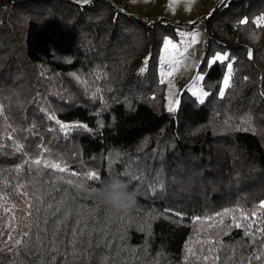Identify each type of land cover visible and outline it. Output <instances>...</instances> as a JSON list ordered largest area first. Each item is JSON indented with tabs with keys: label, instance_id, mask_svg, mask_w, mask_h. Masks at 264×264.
<instances>
[{
	"label": "trees",
	"instance_id": "16d2710c",
	"mask_svg": "<svg viewBox=\"0 0 264 264\" xmlns=\"http://www.w3.org/2000/svg\"><path fill=\"white\" fill-rule=\"evenodd\" d=\"M261 15L264 0H219L190 23L141 19L113 0H0V264H264ZM200 24L203 62L229 60L200 68L203 103L183 89L170 112L162 43ZM57 120L87 128L66 136ZM111 177L139 192L120 217L90 194ZM236 208L248 218L216 215Z\"/></svg>",
	"mask_w": 264,
	"mask_h": 264
},
{
	"label": "rangeland",
	"instance_id": "374dc122",
	"mask_svg": "<svg viewBox=\"0 0 264 264\" xmlns=\"http://www.w3.org/2000/svg\"><path fill=\"white\" fill-rule=\"evenodd\" d=\"M78 1V0H77ZM116 4L127 6L129 11L133 14L139 16L141 19H153V18H169L172 21H183L185 23H190L196 16L210 11L213 6L219 0H195L191 10H187V0H175V7L170 8L169 4L173 3V0H113ZM79 2L83 3L82 0ZM12 5H8V10L10 11ZM172 21L170 23H172ZM201 25V24H200ZM196 25L192 28L184 27L178 29V36L176 38L171 36H166L165 39H171L174 43L179 45V51L175 53L176 60L179 63L173 64L171 62L172 56L166 53L162 43L160 52V66H159V76L166 85V109L168 110L169 105L177 107L176 101H179V94L183 89L189 91L192 95L198 90L202 89L205 91L201 85V80L198 78L204 75L203 69L206 65H210V61L213 55H209L205 58V63L203 62V38L202 31L197 28ZM198 35L196 41H193L192 37ZM164 39V40H165ZM164 42V41H163ZM185 47L187 51H184ZM221 54H227L226 52H217ZM203 64L202 67L200 65ZM206 64V65H205ZM173 68L176 70L172 72L169 76L168 72L172 71ZM39 71L42 72L41 68ZM228 75V70H226L225 76ZM224 76V77H225ZM224 80V79H223ZM223 88V82H222ZM206 92V91H205ZM198 100L201 97L194 95ZM206 97H203L204 100ZM55 117V116H54ZM56 119V117H55ZM67 124L70 130L64 133L66 136L69 135L71 131L77 129L76 122H61Z\"/></svg>",
	"mask_w": 264,
	"mask_h": 264
},
{
	"label": "snow or ice",
	"instance_id": "6c2138e0",
	"mask_svg": "<svg viewBox=\"0 0 264 264\" xmlns=\"http://www.w3.org/2000/svg\"><path fill=\"white\" fill-rule=\"evenodd\" d=\"M78 2H79V0H78ZM82 2H83L84 4H88V3H90V0H82ZM133 2H135V0H133ZM194 3H195V0H187V5H186L187 10L190 11ZM169 7H170V8H174V7H175V0H173V3H170V4H169ZM239 23H240V24H248L249 21L245 18V19H241V20L239 21ZM254 23H255V25H257V26H264V15H261V16L257 17V18L254 20ZM198 35H199V34H197L196 36H193V37H192L193 41H196V40H197ZM163 46H164V50H165L166 53L169 52V49L172 50V52L169 53V54L172 56V60H171V62H172L173 64L179 63V61L176 60V55H175V53H177V52L179 51V45L176 44V43H174L171 39H165L164 42H163ZM184 51H187V48H186V47H185ZM248 56H249V59L252 58V52H251V50H249V52H248ZM228 60H229V56H228L227 54L215 53L214 56L212 57L210 63H211V64H215V63H217L218 61L223 62V61H228ZM226 67H227V70H228V75H226V76L224 77V80H223V88H221L220 91H219V95H220L221 97L224 96V94H225V89H227V88L230 86V80H231V75H232V71H233V69H232V64H231L230 62L226 65ZM175 70H176V69L173 68L172 71L168 72V75L171 76V75H172V72L175 71ZM141 71H144V69H141ZM198 79H199V80H203L204 78H203V76H200ZM245 79H247V78H245ZM194 95H198L199 97H201L200 102L203 103V99H202V98L208 96V93L205 92V91H203L202 89H200V90H198L196 93H194ZM175 103H176V105L178 106L179 101H176ZM168 110H169L170 112L176 111V107H173V106L170 104ZM51 118H52V119H55L54 116H52ZM56 122H57L58 124H60V128H61L62 130H64L65 132H67V131L70 130V127H71V126H69V125H67V124H63V123H61V122L58 121V120H57ZM226 123H227V122H226ZM76 127H84V128H87L86 125H76ZM41 163H42V159H41V158H37V159H35L34 161H32V164H34L35 166H40ZM43 165H44V167H47V168H50V169L58 170V171L61 172V173L67 171L66 167L61 166L60 163L49 162V161L44 160V161H43ZM71 175L75 176L76 174H75V173H72ZM61 179H63V178L61 177ZM86 179H88V180H97V179H99V177L97 176V174H96L95 172H90V173H88ZM64 182H65L66 184H68V185L74 187V188L77 190V193H79L81 190H83V189L85 188V185H84L83 183H74L73 180H71V179L65 180ZM90 194L93 195L92 192H90ZM37 203H43V200H41L39 197H37ZM64 203H65V201H64L63 199L60 200V201H58V202H57V207H56V209L53 211V214H55V212H57V211H61V208H62V206H63ZM31 206H32V205L29 204V207H31ZM13 207H15V206H13ZM260 207H261V208H264V203H262V204L260 205ZM47 209H52V205H51V204H48V205H47ZM37 211H39V209H37ZM234 212H240V214H241V216H242L243 218H245V219L248 218L247 215L245 214V212H244L242 209H239V208H236V209H224L223 212H221V213H217L216 215H217L218 217L232 216V218L235 220L236 217L233 215ZM251 214H252V216H255V215H256L255 211H253ZM70 215H71V212H70L69 210L65 209V210L63 211V219H60L59 221L54 222V226H53V234H54V236L58 233L60 224L65 223V221L68 219V217H69ZM197 219H199V218H197ZM236 226L239 227L240 225L237 224ZM249 227H251V224H249ZM41 231H43V229H41ZM261 231H264V229H261ZM23 235H24L25 237H27L29 234H28L27 232H25ZM81 235H83V232H81ZM246 235H251V233L246 232ZM9 239H11V237H9ZM40 239H41V238H40L39 236H37V241H38V242H39ZM20 243H21V240H16V244H17V245H19ZM53 250H54V251L57 250V249L55 248V244H54V242H53ZM257 259H259V257H257Z\"/></svg>",
	"mask_w": 264,
	"mask_h": 264
},
{
	"label": "clouds",
	"instance_id": "9594fccd",
	"mask_svg": "<svg viewBox=\"0 0 264 264\" xmlns=\"http://www.w3.org/2000/svg\"><path fill=\"white\" fill-rule=\"evenodd\" d=\"M190 134H196V129H192ZM91 192L95 201L115 217L132 211L137 205L139 196L138 191L131 190L128 183L119 177L105 180L99 187L92 188Z\"/></svg>",
	"mask_w": 264,
	"mask_h": 264
},
{
	"label": "built area",
	"instance_id": "2783aa9c",
	"mask_svg": "<svg viewBox=\"0 0 264 264\" xmlns=\"http://www.w3.org/2000/svg\"><path fill=\"white\" fill-rule=\"evenodd\" d=\"M197 28L202 31L203 49H206L209 44V33L204 29L203 25H199Z\"/></svg>",
	"mask_w": 264,
	"mask_h": 264
}]
</instances>
